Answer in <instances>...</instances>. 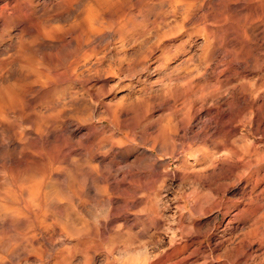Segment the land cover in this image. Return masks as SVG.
<instances>
[{
  "label": "rangeland",
  "instance_id": "rangeland-1",
  "mask_svg": "<svg viewBox=\"0 0 264 264\" xmlns=\"http://www.w3.org/2000/svg\"><path fill=\"white\" fill-rule=\"evenodd\" d=\"M2 85L0 264H77L114 197L149 219L93 264H264V0H0Z\"/></svg>",
  "mask_w": 264,
  "mask_h": 264
},
{
  "label": "bare ground",
  "instance_id": "bare-ground-1",
  "mask_svg": "<svg viewBox=\"0 0 264 264\" xmlns=\"http://www.w3.org/2000/svg\"><path fill=\"white\" fill-rule=\"evenodd\" d=\"M245 45V44H244ZM239 51V50H238ZM244 51V50H243ZM249 51V50H248ZM247 51V52H248ZM245 52V51H244ZM243 52V53H244ZM255 55V54H254ZM4 85V84H3ZM2 85V86H3ZM9 84H7V86H8ZM11 85H13V84H11ZM14 86V85H13ZM12 86V87H13ZM252 86V85H251ZM10 87V86H9ZM8 87V88H9ZM12 87H10V88H12ZM15 87V86H14ZM14 87H13V89H14ZM2 88V87H1ZM8 88H5L4 86H3V88L0 90V105H3L4 103H7V104H10V105H12L13 104V100H12V97H11V90L10 89H8ZM229 88V87H228ZM15 89H16V87H15ZM14 89V90H15ZM236 90V89H235ZM234 90V91H235ZM16 91V90H15ZM252 91H255V90H252ZM251 91V92H252ZM13 93V92H12ZM236 93V92H235ZM243 93V92H242ZM253 93H257L256 94V96H257V98H259L258 100H262V99H264V96H263V94H260V92L258 93V92H253ZM252 93V94H253ZM240 94H241V92H240ZM245 94H246V92H245ZM14 95H15V93H14ZM233 94H230V99L228 100V106H231L232 104H233V102H234V108L236 107V108H238V105H236V103H238V101H239V99H240V97H239V95H235V97H233L232 96ZM246 96V95H245ZM254 98H255V95H252ZM251 96V97H252ZM219 97V96H218ZM244 98V97H243ZM250 98V97H249ZM233 99V100H232ZM245 99V98H244ZM244 99H242V100H244ZM251 99V98H250ZM256 99V98H255ZM241 100V99H240ZM246 100V99H245ZM254 99H252L250 102H249V104H250V106H249V112H257L255 109H254V101H253ZM218 101V100H217ZM221 101V100H220ZM236 102V103H235ZM242 102V101H241ZM240 102V103H241ZM245 102V101H244ZM247 103V102H246ZM218 104V103H217ZM242 104H244V103H242ZM247 105V104H246ZM233 106V105H232ZM4 107V106H3ZM247 107H248V105H247ZM2 108V107H1ZM5 108V107H4ZM241 108H242V106H241ZM1 110V109H0ZM5 110V109H4ZM235 110V112H238V109H237V111H236V109H234ZM244 111V110H243ZM2 112V111H1ZM4 115H7V114H5L4 113ZM251 115H253V114H251ZM1 116V118H2V116H3V114H1L0 115ZM257 116V115H256ZM256 116H254V117H256ZM252 117V116H251ZM259 117V116H258ZM258 117H256L257 119H258ZM5 118H6V116H5ZM253 118V117H252ZM4 119V118H3ZM256 119V120H257ZM4 121V120H3ZM232 131V130H231ZM236 133V132H235ZM115 137V136H114ZM112 138V137H111ZM123 140V139H122ZM109 141H110V139H109ZM108 141V142H109ZM119 142V141H118ZM109 144H110V142H109ZM120 144V143H119ZM8 145V144H7ZM111 145V144H110ZM124 146H126V145H124ZM5 147V146H4ZM112 148V147H111ZM94 149V148H93ZM207 150H205V152H206ZM222 153V152H221ZM205 154V153H204ZM143 155V154H142ZM141 155V156H142ZM146 155V154H145ZM148 155V154H147ZM208 155V154H207ZM148 157H149V155H148ZM191 157V156H190ZM150 158V157H149ZM207 158V157H206ZM215 159V158H214ZM195 160V159H194ZM204 160V159H203ZM213 160V159H212ZM219 161L221 160V159H218ZM216 161V160H215ZM252 161V160H251ZM73 162V161H72ZM206 162V161H205ZM209 162V161H208ZM207 162V163H208ZM211 162H213V161H211ZM209 164H210V162H209ZM212 164V163H211ZM74 165V164H73ZM213 166V165H212ZM215 166V165H214ZM209 167H210V165H209ZM92 168V167H91ZM88 170V169H87ZM94 171V170H93ZM56 174V173H55ZM62 174H64V173H62ZM62 174H61V177H62ZM67 174V173H66ZM58 175V174H57ZM95 175V174H94ZM24 176V175H23ZM67 176V175H66ZM82 176H83V174H82ZM81 176V177H82ZM86 176V175H85ZM93 176V174L90 176V177H92ZM112 176V175H111ZM25 177V176H24ZM27 177V176H26ZM25 177V178H26ZM36 177V176H35ZM59 177L60 176H57V179H59ZM73 177V176H72ZM80 177V176H79ZM80 177V178H81ZM89 177V176H88ZM89 177V178H90ZM25 178H20V179H22V180H24ZM30 178V177H29ZM87 178V177H86ZM98 178V177H97ZM97 178H96V181H99V180H97ZM111 178V177H110ZM56 179V180H57ZM70 179V178H69ZM68 179V180H69ZM72 179V178H71ZM74 179H76V178H74ZM69 180V181H73L72 183L73 184H71V188L73 187L72 185H74V182L77 184V182H76V180ZM95 179V178H94ZM27 180H30V179H27ZM50 180H51V178H50ZM59 180H61V179H59ZM31 181V180H30ZM29 181V182H30ZM52 181V180H51ZM55 181V180H54ZM64 181V180H63ZM89 181V180H88ZM87 181V182H88ZM92 181V180H91ZM91 181H89V182H91ZM95 181V180H94ZM95 181V182H96ZM106 181V180H105ZM21 181H19V183H20ZM25 182V181H24ZM34 182V181H33ZM61 182V181H60ZM59 182V183H60ZM80 182V184L82 183V181H79ZM93 182V181H92ZM91 182V183H92ZM17 183H18V181H17ZM26 184H21V185H27V183L28 182H25ZM67 183V182H66ZM45 185L47 184V183H44ZM50 184H51V182H50ZM55 184V183H54ZM58 184V183H57ZM56 184V185H57ZM85 184V183H84ZM88 184V183H87ZM96 184V183H95ZM128 184V183H127ZM42 185V184H41ZM53 185V184H52ZM64 185H67V184H64ZM70 185V184H69ZM78 185V184H77ZM83 185V184H82ZM89 185L91 186V184L89 183ZM94 185V184H93ZM51 186V185H50ZM75 186V185H74ZM80 186V185H79ZM85 186H87V185H85ZM94 186H96V185H94ZM28 187V186H27ZM31 187H32V185H31ZM39 188H38V190L40 189V186H38ZM54 187H55V185H54ZM64 187H67V186H64ZM69 187V186H68ZM77 187V186H76ZM75 187V188H76ZM83 187V186H82ZM117 187V186H116ZM19 188V187H18ZM23 188V190H21L22 191V194H23V191H24V189L26 190V189H28V188H25V187H22ZM33 188V187H32ZM74 188V189H75ZM92 188H94L93 190H95V188L97 189V186L96 187H93L92 186ZM110 188V187H109ZM111 188H112V186H111ZM119 188V186L117 187V189ZM31 189V188H30ZM58 189V188H57ZM57 189H55V190H57ZM65 189V188H64ZM78 189H79V187H78ZM85 189V188H84ZM87 189V188H86ZM99 189V188H98ZM52 190H54V188H52ZM51 190V191H52ZM80 190V189H79ZM105 190H107V189H105ZM119 191H120V189H118ZM122 190V189H121ZM63 191V190H62ZM66 191V190H65ZM65 191H63V193L65 192ZM73 190L71 189V191L69 190V192H72ZM78 191V190H77ZM76 191V193H78ZM82 190H80V192H81ZM89 192V189L88 190H86V192ZM99 191V190H98ZM101 191V190H100ZM123 192H124V190H122ZM122 191H121V193H122ZM6 192V191H5ZM54 192V191H53ZM67 192H68V188H67ZM68 192V193H69ZM91 192V191H90ZM28 193H30V191L28 192ZM52 193V192H51ZM55 193V196H54V194H53V196H52V198L53 197H55V198H57L56 196V192H54ZM58 193H60V195H61V193L62 192H58ZM67 193V194H68ZM75 193V194H76ZM82 193V192H81ZM80 193V194H81ZM93 193H94V191H93ZM92 193V194H93ZM98 193V192H97ZM121 193L119 192V194L121 195ZM135 193V192H134ZM136 193H137V191H136ZM19 194H20V192H19ZM25 194V193H24ZM26 194H27V191H26ZM25 194V195H26ZM74 194V195H75ZM117 194V193H116ZM118 194V195H119ZM133 194V193H132ZM24 195V196H25ZM29 195V194H28ZM32 195V194H31ZM51 195L52 194H50V197H51ZM59 195V196H60ZM63 195V194H62ZM69 195V194H68ZM68 195H66V196H68ZM82 195V194H81ZM101 195H102V193H101ZM113 195V194H112ZM115 195V194H114ZM120 195H119V197H120ZM134 195V194H133ZM21 196V195H20ZM27 196V195H26ZM34 196H36V194L34 195ZM39 196V195H38ZM64 196H65V194H64ZM122 196H123V194H122ZM138 196V195H137ZM17 197H19V196H17ZM61 197V196H60ZM70 197H71V195H70ZM76 197V196H75ZM82 197H84V195H82ZM88 196H86V198H87ZM118 196H116V198H117ZM128 197V196H127ZM129 197H130V195H129ZM133 197V196H132ZM6 198V197H5ZM8 198V197H7ZM20 198V197H19ZM36 198H38V197H36ZM59 198V197H58ZM62 198V200H63V196L61 197ZM88 198H90V197H88ZM60 199V198H59ZM81 199V198H80ZM122 199V198H121ZM123 199H125V198H123ZM158 199V198H157ZM8 200H10V199H8ZM7 200V201H8ZM21 200V199H20ZM65 200V199H64ZM73 200H75V198L73 199ZM106 200L108 201V205H109V210H111L112 211V214H110V218L109 219H107L109 216H107L106 215V219H104L102 222H100V220H99V223L97 224H93V223H95L94 222V220L96 219V218H100L99 217V214H98V217H96L94 220H93V223H92V220H91V222L90 223H92V225H84L83 224V222L82 223H80V221L79 220H76V218L77 217H75L74 218V216L76 215L75 214V210H73V208H74V206L70 203V204H68V206H70V207H68V211H73L74 212V214L72 213V215H70V216H73V218L72 219H74V220H76V221H79V224H83L82 225V227L80 228L79 226H81V225H79L78 226V224H77V228L79 227V229H76V231H74V236H75V239H74V244H72V245H70V250L71 251H73L74 252V250L76 251V253H77V255L78 254H80L81 255V257H82V261H80V262H76L77 264H93V261H92V255H95L96 254V252L99 250V249H101L102 247H103V244H104V242L106 243V241H109V240H111V239H114V236L116 237V234H114V235H111L110 233H108V232H112V229L110 228V226H112L114 223H116V222H121L120 224H118L117 225V229L118 228H126V229H131V228H133L135 225H137L138 223H144V222H146L147 221V219H149V214H147L148 212L146 211V210H144V211H146V213H144V211H143V213H142V210L143 209H145V207L143 208L142 207V210H137L138 208H140V206H141V201H142V199H141V201H140V199L139 200H137V199H135L136 201H134V202H128L126 199L125 200H123L121 203H119L116 199H115V197H114V199H112V198H106ZM5 201V200H4ZM37 201V200H36ZM60 202H61V199L59 200ZM68 201V200H67ZM67 201L65 200V201H62L63 203L65 202V203H67ZM82 201V200H81ZM102 201V200H101ZM10 202H12V201H10ZM35 202V201H34ZM75 202V201H74ZM85 202H87L86 200H85ZM90 202V201H89ZM92 202H93V204H94V206H97L98 207V205L100 204V202L97 200V197H96V194H94V196H92ZM105 202V201H104ZM39 202L37 201V204H38ZM54 203L55 204H57L58 203V201L57 200H55V199H51L50 200V205H54ZM68 203H69V201H68ZM91 203V202H90ZM89 203V204H90ZM155 203H158V202H155ZM154 203V204H155ZM36 204V203H35ZM147 204H148V202H147ZM11 205H13V204H11ZM67 205V204H66ZM81 205V204H80ZM91 205V204H90ZM107 205V204H106ZM64 206V205H63ZM94 206L92 207V208H94ZM144 206V205H143ZM149 206V205H148ZM17 207V206H16ZM57 207V206H56ZM83 207V206H82ZM90 207V206H89ZM76 208V207H75ZM99 208V207H98ZM128 208H130V209H132V210H135L134 212V214H131V215H129L128 214V212H127V209ZM155 208H156V206H155ZM4 209H6V208H4ZM53 209H56V212H57V209H58V207L57 208H55V207H53ZM85 209V208H84ZM88 209V208H87ZM91 209V208H90ZM100 209V208H99ZM62 210V209H61ZM94 210V209H93ZM93 210H91L90 212H92ZM106 210V209H105ZM108 210V209H107ZM148 210V209H147ZM9 211V210H8ZM7 211V212H8ZM14 211V210H13ZM55 211V210H54ZM104 211V210H103ZM110 211V212H111ZM149 211V210H148ZM154 211H156V210H154ZM154 211H153V213H154ZM12 212V211H11ZM17 212V211H16ZM15 212V213H16ZM56 212H55V214H56ZM63 212V211H62ZM19 213V212H18ZM61 213V212H60ZM66 213V211H64V214ZM68 213V212H67ZM98 213V212H97ZM152 213V212H151ZM157 213V212H156ZM24 214V213H23ZM69 214H71V213H69ZM79 213H77V215H78ZM90 214V213H89ZM88 214V215H89ZM96 214V213H95ZM120 214H122L121 216H119ZM155 214V213H154ZM2 215H3V213H2ZM1 215V216H2ZM16 215V214H15ZM57 215H59V213H57ZM61 215V214H60ZM59 215V216H60ZM79 215H81V213L79 214ZM97 215V214H96ZM95 215V216H96ZM156 215H158V213L156 214ZM6 216L7 217H9L10 216V214H9V216L6 214ZM5 216V217H6ZM12 216V215H11ZM58 216V217H59ZM82 216V215H81ZM90 216V215H89ZM89 216H87V217H89ZM151 216V215H150ZM12 217H14V216H12ZM11 217V218H12ZM17 217V216H16ZM16 217H14L15 219H18V217L16 218ZM57 217V218H58ZM61 217V216H60ZM65 217V216H64ZM69 216H66L65 218H67V219H69L68 218ZM91 217V216H90ZM23 218V217H22ZM57 218H56V220H57ZM62 218V220H63V217H61ZM61 218H59L58 219V221L60 222V220H61ZM71 218V217H70ZM80 217H78V219H79ZM94 218V217H93ZM92 218V219H93ZM151 218V217H150ZM156 218V217H155ZM158 218V217H157ZM14 219V220H15ZM25 219V218H24ZM23 219V220H24ZM82 219H83V217H82ZM86 219V218H85ZM89 219V218H88ZM88 219L87 220H85V221H88ZM65 220V219H64ZM63 220V224L65 225V221ZM73 220V221H74ZM97 220V219H96ZM95 220V221H96ZM69 222L70 221H72L71 219L70 220H68ZM67 221V222H68ZM73 221H72V223H73ZM76 221H74V222H76ZM22 222H24V221H22ZM57 222V221H56ZM59 222H57V223H59ZM67 222H66V224H67ZM55 223V222H54ZM78 223V222H77ZM89 223V224H90ZM56 224V223H55ZM54 224V225H55ZM60 224V223H59ZM61 224H62V221H61ZM76 224V223H75ZM153 224H155V223H153ZM57 225V224H56ZM115 225V224H114ZM139 225V224H138ZM66 226V225H65ZM64 226V227H65ZM69 226V224H67V227ZM61 228H62V226H60ZM70 227V226H69ZM69 227H68V229H69ZM76 227V226H75ZM114 227V226H113ZM136 227V226H135ZM109 228L111 229V231H109ZM62 229H66V228H62ZM62 229H60L61 231H62V233H63V230ZM68 229H66V230H68ZM71 229V228H70ZM69 229V230H70ZM73 230H74V228H72ZM125 229V230H126ZM135 229H137V228H135ZM134 229V230H135ZM30 230H32V229H30ZM133 230V229H132ZM71 231V230H70ZM121 231V230H120ZM119 231V232H120ZM65 232V231H64ZM132 232V231H131ZM23 233V232H22ZM28 232H26V234H27ZM113 233V232H112ZM115 233V232H114ZM116 233H118V232H116ZM125 235H130V233H126V232H123ZM138 233V232H137ZM140 234V233H139ZM138 234V235H139ZM19 235V234H18ZM32 235V234H31ZM73 235V234H72ZM142 235H145V234H142ZM67 236H68V234H67ZM120 235L118 234V236L117 237H119ZM122 236H123V234H122ZM121 238V237H120ZM120 238H118L119 239V241L121 240ZM117 239L115 238V241H116ZM118 241V240H117ZM122 241V240H121ZM130 242H132V241H130ZM135 242V241H134ZM62 243V242H61ZM73 243V242H72ZM103 243V244H102ZM111 243V242H110ZM113 243V242H112ZM112 243H111V245H112ZM107 244V243H106ZM117 244V243H116ZM118 244H120V242L118 243ZM128 244H130L129 242H128ZM108 245V244H107ZM110 245V246H111ZM114 245V244H113ZM124 245V244H123ZM123 245H121V246H123ZM118 246H120V245H118ZM121 246H120V248H121ZM125 246V245H124ZM128 246H132V243H131V245H128ZM105 248H107L106 246H104ZM127 246H125V247H122L121 248V250H120V248L118 249V250H120L122 253H125L126 252V250L128 249V251H130L129 250V247L128 248H126ZM69 248V247H68ZM131 248V247H130ZM104 249V248H103ZM112 249V248H111ZM115 249V248H114ZM132 251V250H131ZM73 252H72V256H73ZM119 252V251H118ZM133 252V251H132ZM139 252V251H138ZM110 253V252H109ZM135 253V252H134ZM127 254V253H126ZM131 254V253H130ZM138 254V253H137ZM71 255V254H70ZM132 256H133V254H131ZM142 255V254H141ZM75 256V255H74ZM73 256V257H74ZM123 256H125V254L123 255ZM126 256H128V255H126ZM126 256H125V258H126ZM134 256H137L136 255V253L134 254ZM73 257L71 258V257H69V259H68V261H69V263H71L72 262V259H73ZM123 258V257H122ZM55 259V258H54ZM56 259H58V258H56ZM127 259V258H126ZM131 259V258H130ZM140 259V258H139ZM59 260V259H58ZM77 260V259H76ZM133 260H134V258H133ZM136 260V259H135ZM128 261H129V258H128ZM145 261V260H144ZM74 262V263H75ZM138 262V261H137ZM140 262V261H139ZM145 262H147V261H145ZM67 262H65V261H55V263L54 264H66ZM71 264H73V263H71ZM139 264V263H138Z\"/></svg>",
  "mask_w": 264,
  "mask_h": 264
}]
</instances>
